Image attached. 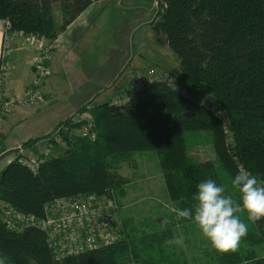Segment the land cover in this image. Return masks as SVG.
<instances>
[{
	"label": "trees",
	"instance_id": "obj_1",
	"mask_svg": "<svg viewBox=\"0 0 264 264\" xmlns=\"http://www.w3.org/2000/svg\"><path fill=\"white\" fill-rule=\"evenodd\" d=\"M90 3L0 0V19L6 21L10 32L52 40ZM157 3L159 10L152 24L178 59L177 86L153 79L140 88H125L127 100L120 108L108 103L93 106L92 141L68 130L83 126L84 120L75 124L65 120L56 125L57 136L67 145L64 151L45 157L35 172L22 156H15L0 171V199L25 214L40 217L43 205L55 197L109 195L112 189L128 182L110 171L95 152V160L80 161L78 150L84 143L101 153L121 149L157 151L170 197L187 198L189 208L196 204L197 185L206 179L223 185L228 194L220 171L225 167L234 176L242 167L264 183V0ZM56 6L60 21L53 13ZM205 93L215 99V111L197 101ZM191 120L206 123L218 167L209 159L194 164L185 161L184 135ZM44 140L56 146L54 136ZM36 141L28 140L24 146ZM170 216L172 223L166 230L142 238L146 248L170 239L172 226L186 220L174 219L175 213ZM251 224L243 238L264 243V217ZM128 239L124 235L112 245L57 258L41 230L28 227L15 232L7 229L0 218V258L4 264H122L129 255L131 259L145 255L144 246L138 248L135 242L126 250ZM163 258L158 264H176L173 260L164 263ZM215 259L217 264H264V256L244 255L238 250L220 252ZM152 261L150 258L149 263L155 264Z\"/></svg>",
	"mask_w": 264,
	"mask_h": 264
},
{
	"label": "rangeland",
	"instance_id": "obj_2",
	"mask_svg": "<svg viewBox=\"0 0 264 264\" xmlns=\"http://www.w3.org/2000/svg\"><path fill=\"white\" fill-rule=\"evenodd\" d=\"M95 1L97 4H109L106 3V0H94V2ZM99 1L101 3H99ZM118 1L121 2L120 4L122 6H127V4L131 2L122 0ZM144 8L146 10L141 9L137 12V16L133 18L134 28L132 29L130 38L137 42L136 45L132 42V44L127 47V49H129V55L126 56L121 68H119L118 65V67L113 69L112 72L108 71V74L112 75L108 76L102 84L94 85V87L85 91V94L81 92L83 87L79 90L81 77H73L72 74L67 72L69 74L67 75L69 81L68 84L66 82L67 76L65 73H55L52 83H56L59 88L57 91H59L58 94L60 95L54 98L48 93L49 91H47L44 94L45 102L39 105L41 107H47L51 106V104L56 106L59 103L58 111L60 113V120L43 136L29 139L37 140L32 144L24 146V143L22 142H15V144L10 147L8 151L9 153L6 155H10L12 158L15 156H22V161H24L29 155L36 157L41 155V152L45 147H49V149L51 148L49 155L61 154L67 146L63 140H54L56 146L44 140L52 135L56 125L65 120H70L69 122L73 124L78 123L79 120H84L85 123H87L83 114L88 111L91 115V109H93V106L101 103H108L109 105L120 108L127 100L125 88L132 89V87L137 86V84L140 85L144 80L147 81L150 75L158 76L173 87L177 86L176 77L180 72L178 59L172 50L162 41L163 35L157 34L154 31L152 24L159 10L157 0L154 1L150 8ZM53 13L56 21H60L61 15L58 6L54 8ZM98 21H100V18L97 20L93 19L91 22L88 21L87 29L89 27L94 29L97 25L96 22ZM56 39L57 46H53L52 51L59 46V40L58 38ZM71 39L73 42V36H71ZM52 42L53 39L50 40L45 38L44 44H52ZM29 43L36 49L40 47V44L37 42L35 43L34 40L31 42L29 41ZM78 46L75 47L76 50L79 48ZM83 48L84 45L81 49ZM125 51L127 53V50ZM138 54L143 59H146V62H143L139 66L131 65L133 56ZM156 57H160L163 60V65L165 67L155 63L154 59H156ZM69 60H66V62ZM46 78H44L41 85H43ZM63 82H66L69 87L65 86ZM48 85H50V83ZM69 88L73 90L68 92ZM63 97L66 101L59 102ZM197 98V101L201 104L215 102H212L214 98L212 100L211 95L207 93L202 94ZM22 107L29 109L33 106ZM91 122L93 123L92 116ZM6 124L7 123H5V126L1 131L4 135L8 131V125ZM188 125L190 128L187 129L186 134L184 135L186 138L185 161L194 164V162L198 163L209 159L214 160L218 167L220 163L215 160L212 139L206 123L191 120ZM92 128H90V130L88 129L90 131L89 135L94 134V137L92 138H95V133ZM68 130H72V133L83 135L82 126L77 129H70L69 127ZM88 136L87 138L92 141L93 139ZM78 152L80 154L79 159L83 162L95 160L94 154L97 153V157L103 161L110 171L122 178L128 179L127 183L112 189L113 193L109 194H113L114 199L119 204L118 215L119 220L121 221V224H119L122 226L123 234L127 235L129 238L125 245L126 250L129 249L131 246L130 243L132 242H135L136 247L138 248L143 247L144 244L142 243V238L144 236L147 234L149 235L152 232L162 233L166 230L167 228L161 229V220L164 217L171 219L170 215L174 213V208H189L186 202L187 198L172 199L170 197L169 189L167 188L165 181V171L160 164L157 151L152 149H121L120 151H103V153H101L100 150L92 151L88 144L84 143ZM220 171L223 172L222 175L225 180L224 184L228 186V194L232 195L233 198L239 202V193L232 188L230 183L231 179L234 178V175L227 167ZM238 215H241V218L248 224V228L250 229L252 221L247 219V213H240ZM172 232L173 235L170 239L179 236L184 237L183 246L169 244L168 241L170 239H168L159 246H153L152 249L144 246V250L147 251L145 255H139L140 257H138V259H131V256L129 255L127 259H123L121 263L150 264L149 259L151 258V260H153L152 263L155 261V264H158L157 261H159L160 257H164L163 260H166L164 263L173 260L176 264H217V260L215 259L216 255L222 251L217 250L211 245V243L201 234L199 228L192 220L186 219L183 222H177V224L172 226ZM237 250L244 255L259 257L264 255V243H254L248 239L242 238ZM148 255H150V258H148Z\"/></svg>",
	"mask_w": 264,
	"mask_h": 264
},
{
	"label": "crops",
	"instance_id": "obj_3",
	"mask_svg": "<svg viewBox=\"0 0 264 264\" xmlns=\"http://www.w3.org/2000/svg\"><path fill=\"white\" fill-rule=\"evenodd\" d=\"M106 3L109 4H97L91 0V3L58 34L59 46L52 51L49 62L51 73L41 85L44 94L49 91L54 98L60 95L57 91L58 86L52 83L57 72L59 74L63 72L66 76L69 72L73 77H81L79 90L83 87L81 92L85 94V91L94 85L102 84L111 76L108 71L112 72L118 65L121 68L126 56L129 55L127 47L132 42L134 45L137 42L130 38L134 28L133 18L137 16L138 11L146 9L135 5L139 3L138 0L131 1L127 6H122L118 0H106ZM98 18L100 21L96 22V27L87 29V22ZM5 28L6 21L0 19V54ZM83 45L84 48L81 49ZM165 45L167 46L166 43ZM76 46L79 47L77 50ZM35 51L36 48L29 43L24 34H12V50L9 54L11 73L7 83L11 91L21 93L33 79L35 70L32 67V59ZM135 56L131 65L139 66L146 62L139 54ZM154 61L163 65L160 57H156ZM66 82L69 84L68 76ZM66 82H63L64 85L69 87ZM72 90L69 88L68 92ZM61 101L66 100L63 97L59 102ZM53 105L47 107L36 105L29 109L18 106L8 117L7 133L4 135L0 132V171L13 159L6 154L15 142L24 143L33 137L43 136L57 124L60 120L59 103Z\"/></svg>",
	"mask_w": 264,
	"mask_h": 264
},
{
	"label": "built area",
	"instance_id": "obj_4",
	"mask_svg": "<svg viewBox=\"0 0 264 264\" xmlns=\"http://www.w3.org/2000/svg\"><path fill=\"white\" fill-rule=\"evenodd\" d=\"M14 33L23 34L22 32H10L6 26L0 54V132L8 117L18 106H36L45 102L41 83L51 73L49 62L52 47L57 46L56 38L53 39L52 44H44V37L24 34L28 41L34 40L35 43L40 44V47L36 49L32 59L35 75L24 90L17 93L7 87L11 73L9 54L12 50V34ZM155 77L150 75L147 81L161 79L158 76ZM147 81L144 80L136 87H143L148 83ZM205 106L210 110L217 109L215 102L205 103ZM83 115L87 123L82 126V134L88 136L92 126L91 115L88 111ZM58 130L59 128L55 129L51 135L55 140L60 139L56 134ZM88 137L92 138L94 134ZM49 153V147H45L41 155L37 157L29 155L23 162L31 171L35 172L45 157L49 156ZM0 218L7 229L15 232H22L28 227L41 230L45 234L48 246L57 258L75 256L86 251L103 248L112 245L124 236L117 203L113 195L92 193L55 197L43 205L40 217L25 214L7 201L0 199Z\"/></svg>",
	"mask_w": 264,
	"mask_h": 264
},
{
	"label": "clouds",
	"instance_id": "obj_5",
	"mask_svg": "<svg viewBox=\"0 0 264 264\" xmlns=\"http://www.w3.org/2000/svg\"><path fill=\"white\" fill-rule=\"evenodd\" d=\"M230 183L239 193V202L226 194L223 185L206 179L197 185L194 209H173L174 219L192 220L211 245L222 252L237 251L241 239L248 234V224L238 214L247 213V219L252 222L264 217V183L242 167ZM170 223L172 220L164 217L161 229ZM168 243L183 246L184 237H174ZM0 264H4L2 258Z\"/></svg>",
	"mask_w": 264,
	"mask_h": 264
},
{
	"label": "water",
	"instance_id": "obj_6",
	"mask_svg": "<svg viewBox=\"0 0 264 264\" xmlns=\"http://www.w3.org/2000/svg\"><path fill=\"white\" fill-rule=\"evenodd\" d=\"M122 1H133V0H122ZM138 1H140V2L135 4L136 6L138 5V6L150 8L155 0H138Z\"/></svg>",
	"mask_w": 264,
	"mask_h": 264
},
{
	"label": "bare ground",
	"instance_id": "obj_7",
	"mask_svg": "<svg viewBox=\"0 0 264 264\" xmlns=\"http://www.w3.org/2000/svg\"><path fill=\"white\" fill-rule=\"evenodd\" d=\"M215 100V99H214ZM220 115V114H219Z\"/></svg>",
	"mask_w": 264,
	"mask_h": 264
}]
</instances>
